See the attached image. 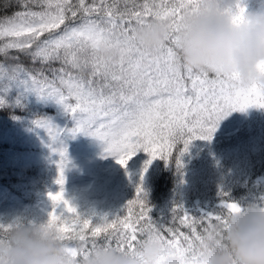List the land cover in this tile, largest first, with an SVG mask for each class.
<instances>
[{
  "label": "snow or ice",
  "instance_id": "snow-or-ice-1",
  "mask_svg": "<svg viewBox=\"0 0 264 264\" xmlns=\"http://www.w3.org/2000/svg\"><path fill=\"white\" fill-rule=\"evenodd\" d=\"M204 0H4L0 8L18 10L0 19V107L12 89L55 100L72 114L78 134L91 136L108 155L127 169L141 150L150 159L144 164L136 195L127 201L123 214L95 212L84 215L66 198V147L56 148L60 160L56 183L49 192L52 202L48 219L39 226L55 232L68 250L81 260L97 249L135 254L151 239L160 241L164 254L190 255L189 264H201L199 247L210 228L227 225L229 216L242 211L240 202L220 190V211L201 210L192 215L182 203L172 211L173 227H165L151 216L144 174L156 159L183 167L182 157L195 140L211 142L220 122L234 111L264 109V85L237 86L238 74L230 77L185 67L178 54V33L186 15L198 13ZM233 22H243L247 9L237 2L227 9ZM166 20L171 25L167 43L155 52L144 49L135 38L147 21ZM101 48H120L118 61L102 59ZM29 58L38 69L20 63ZM16 61L9 66L7 61ZM53 65H58L54 67ZM264 72V65L259 66ZM19 103V100L17 101ZM46 129L54 146L64 129L49 119L35 121ZM179 146V147H178ZM176 152L174 157L173 153ZM131 178V173H129ZM264 204V195L258 198ZM179 222V227L175 226ZM36 227L16 218L0 222V242L13 229ZM181 228L188 229L187 232Z\"/></svg>",
  "mask_w": 264,
  "mask_h": 264
},
{
  "label": "trees",
  "instance_id": "trees-1",
  "mask_svg": "<svg viewBox=\"0 0 264 264\" xmlns=\"http://www.w3.org/2000/svg\"><path fill=\"white\" fill-rule=\"evenodd\" d=\"M3 2L0 0V3ZM235 2H243L247 12L264 11V0ZM16 10V6L6 10L0 8V19ZM0 61H4L3 56H0ZM19 62L30 69L42 67L23 56ZM7 63L11 66L16 61L9 60ZM9 97L11 99H6L7 103L0 107V116L6 119L43 118L59 114L54 106L30 103L22 93H12ZM66 116L67 122L73 119L72 114ZM237 121V131L227 137L219 140L213 137L211 142L193 141L182 157L181 169H177L175 158L171 162L163 159L152 162L144 174L143 183L155 221L165 224V227H173L170 221L177 203H182L196 216L201 210L220 211L217 206L221 202V188L230 194V199L242 203L258 202V198L264 195V109L250 108L239 115ZM16 143L14 147L21 152L35 154L40 150L35 145ZM9 146L8 142H0L1 148ZM173 155L175 157V151ZM149 159V155L141 150L129 161L127 169L121 166L114 171L94 167L87 173L83 187L69 188V185H64L66 198L72 200L84 215L95 212L97 216L94 219L105 213L123 214L127 201L136 195V185ZM11 165L0 159V183L17 194L14 196L17 206L9 208L11 211H3V216L21 218L25 223H45L52 208L48 193L60 189L55 177H51L53 170L38 163L23 165L19 169ZM175 226L179 227L178 221ZM181 231L187 232L188 229L181 228Z\"/></svg>",
  "mask_w": 264,
  "mask_h": 264
},
{
  "label": "clouds",
  "instance_id": "clouds-1",
  "mask_svg": "<svg viewBox=\"0 0 264 264\" xmlns=\"http://www.w3.org/2000/svg\"><path fill=\"white\" fill-rule=\"evenodd\" d=\"M235 0H204L198 13L186 15L178 33V54L183 66L199 72L230 77L238 74L237 86L264 85V11L247 12L236 24L227 9ZM171 25L153 19L134 33L136 41L155 52L168 41ZM102 59L118 61L123 49L101 48ZM242 211L228 218L227 225L209 230L199 247L201 264H264V204L242 203ZM42 224V223H41ZM40 224L13 229L0 242V264H158L163 244L149 240L135 254L97 249L77 260L66 243ZM190 255L168 253L163 264H189Z\"/></svg>",
  "mask_w": 264,
  "mask_h": 264
},
{
  "label": "rangeland",
  "instance_id": "rangeland-1",
  "mask_svg": "<svg viewBox=\"0 0 264 264\" xmlns=\"http://www.w3.org/2000/svg\"><path fill=\"white\" fill-rule=\"evenodd\" d=\"M12 93L21 94L22 90L12 89L9 93L4 94L5 96L7 95L5 99H11L9 96L12 95ZM0 94L3 93L0 92ZM23 94L26 95V98L32 104L54 106L59 114L58 116L43 118L23 117L6 119L0 116V142H8L10 144V146L6 148L0 147V159H3L5 162L12 164L11 166L17 167L18 169L22 168L23 165H34L37 163L38 165H48L50 171L53 170L51 177L53 179L55 177L57 180L59 175L58 162L60 160V155L58 152L53 151V147H66L70 162L65 168L64 175L66 177L65 184L69 185V188L83 187L87 173H89V171L91 172L94 167L95 169L102 167L106 170H119L121 165L116 162L117 158L108 155L105 152V145L100 141L84 134H78L73 137L70 130L75 127V119L73 118L71 121L67 122L66 115L70 113L65 112L62 105L58 104L55 100L41 99L34 93ZM243 113L244 112L241 111H234L223 119L214 134L216 140L236 132L239 123L237 118ZM38 119H49L53 124L65 130L54 146L48 136L47 130L36 125L35 121ZM17 141L35 145L40 150L35 154L21 152L14 147ZM51 192L55 191L53 190ZM15 195L17 194L12 189L0 183V222L8 223L16 219H9L7 216H3V211L17 206ZM9 211H11V209H9ZM34 223L38 224L37 221Z\"/></svg>",
  "mask_w": 264,
  "mask_h": 264
}]
</instances>
